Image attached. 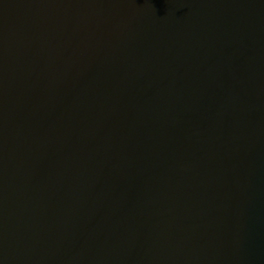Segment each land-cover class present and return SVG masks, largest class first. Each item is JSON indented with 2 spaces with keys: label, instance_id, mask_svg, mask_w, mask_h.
<instances>
[{
  "label": "water",
  "instance_id": "water-1",
  "mask_svg": "<svg viewBox=\"0 0 264 264\" xmlns=\"http://www.w3.org/2000/svg\"><path fill=\"white\" fill-rule=\"evenodd\" d=\"M0 264H264V0H0Z\"/></svg>",
  "mask_w": 264,
  "mask_h": 264
}]
</instances>
